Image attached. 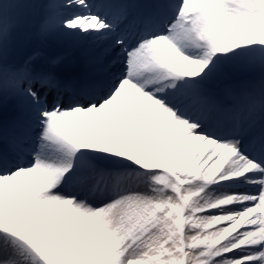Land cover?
Here are the masks:
<instances>
[{"label":"bare ground","instance_id":"bare-ground-1","mask_svg":"<svg viewBox=\"0 0 264 264\" xmlns=\"http://www.w3.org/2000/svg\"><path fill=\"white\" fill-rule=\"evenodd\" d=\"M77 1L0 0V129L40 124L38 135H23L32 139L24 149L27 157L17 161L21 168L0 169V238L11 243L12 255L0 249V264H15L20 251L32 255L31 264H55L58 257V264H82L78 250L104 241L125 246L118 264H199L196 246L216 235L219 242L209 255L237 236L239 247L206 264H222L242 252L248 253L243 260L250 254L256 259L239 264H264V138L255 133L253 121L245 122L250 111L259 117L263 108L256 99L245 100L240 87L242 76L264 68V0H187L194 10L191 23L179 13L166 31L180 0H158L150 17L161 20L152 28L138 31L128 19L131 24L121 33L124 56L108 75L110 88L97 97L90 96L91 83L77 70L65 71L80 69L91 50L105 49L110 39L102 24L113 23L135 0H109L104 9L101 0H87L78 9L69 6ZM139 18L148 16L141 13ZM204 18H213L222 29L216 48L198 38V21ZM163 28L162 36L140 42ZM220 44H233L246 63H230L217 50ZM155 45L166 52L164 59L156 56ZM8 61L26 67L7 68ZM117 81L118 88L100 101ZM195 84L214 85L209 94L213 100L200 104L196 98L182 106ZM30 88L48 102L36 106L26 93ZM223 97L229 104L217 108ZM242 100L244 106L236 107ZM213 113L217 119L208 118ZM62 121L66 137L53 132ZM241 144L256 154L247 155ZM107 145L118 149L110 172L81 181L62 176L74 159ZM212 166L221 167L219 176L239 174L220 187L209 186L206 175ZM243 191L250 194L246 205L239 203L246 198L239 194ZM220 195L222 205L195 211ZM222 212L228 213L223 221ZM17 216L24 217L20 226ZM199 228L204 230L186 235ZM100 254L88 264H95Z\"/></svg>","mask_w":264,"mask_h":264},{"label":"rangeland","instance_id":"rangeland-1","mask_svg":"<svg viewBox=\"0 0 264 264\" xmlns=\"http://www.w3.org/2000/svg\"><path fill=\"white\" fill-rule=\"evenodd\" d=\"M85 0H78L77 3L75 4L74 8H78L79 6L83 5V2ZM187 0H182V2L179 1L180 7L177 10V15L180 12V14L182 13H186L187 11V15L190 16L194 13L193 9H188L187 5ZM71 6V5H69ZM73 6V5H72ZM183 6L187 7L184 8ZM209 7L212 11V9H214V7H212V4L209 3ZM176 16V14H175ZM174 16V18H171L169 20V22H167L166 26H165V31L166 29L168 30L170 28V26L176 21V17ZM188 22H190V18L188 19ZM107 31L111 32L112 35H109L110 38H114L117 36V31L116 29H112L110 27H104ZM196 31V30H195ZM164 32V31H163ZM163 32H157L155 35L153 36H149V37H145L143 39L140 40V42L148 39V38H154V37H158V36H162ZM197 35H200V38L202 40H204L205 42H207L208 44H212L213 48H216V43L219 42L220 40V36L222 34V29L220 27V25H218V22L216 20H213V18H204V19H200L198 21V27H197ZM204 38V39H203ZM121 41L120 40H114L111 44H109L108 46H106V48L108 47H112V48H116L117 46L121 45ZM138 43V42H137ZM136 43V44H137ZM80 44V42L78 43ZM136 44L132 46V48L134 49L136 47ZM152 45V44H151ZM150 45V48H152V46ZM155 52H156V56L160 59H164L166 57V52H164L158 45H155ZM219 50L220 52L223 53V55L225 56V59L228 60L230 63L233 64H245L246 60L242 58V52L235 50L233 44L230 45H224V44H220L219 46ZM122 49L114 51L113 52V57L115 58H120L123 53H122ZM122 54V55H121ZM7 68L11 67L12 69H17V68H25L26 65L23 66H15V64H12L11 62H7ZM27 67L31 68L34 71H39L41 72L42 70L45 69H41L38 66H30L27 65ZM46 71V70H45ZM181 77H187L190 81H195V78L192 76H188L186 73H181L180 74ZM120 79V78H119ZM122 79V78H121ZM120 82H115V85L113 86V88H111V90L109 92H107V94L103 97L100 98V101L108 98L112 92L114 91V89H117L119 86ZM207 85V84H206ZM210 86V85H207ZM240 87H242L244 93L243 96L245 98H249V99H254V98H260L261 103L264 105V68L258 72V73H247L245 74V76H242V83L240 85ZM204 87L202 86H198L197 89H203ZM206 88V87H205ZM188 97V96H187ZM187 97H185L187 99ZM185 98L183 99V101L185 100ZM250 119V116H247L246 120ZM64 125V126H63ZM66 126V122L62 121V124L58 127H55L53 132L55 134H58L62 137H66V133L64 131V127ZM67 126H70L69 128L74 131L73 129V125L68 124ZM210 141H208L206 144H208ZM118 154V149L116 146H104L103 148H101V146H97L93 151H86L84 153L83 156L74 159V165L73 166H69L66 167L64 171H62V176L66 178V180H68L71 176L74 177V175H77V172L79 173H86L85 176H82L80 179L81 180H85L87 178L93 177L94 175H98L101 172H110V168H112V165L115 162V158H117ZM112 158V160H110ZM90 159V161H89ZM91 161H94L95 163H97L98 165L96 166V169L99 170H91L93 168ZM24 166V164H21ZM19 168V166L17 167ZM24 168H28V167H24ZM102 168V169H101ZM133 168V167H131ZM214 166H212L207 175L209 174V172H211L213 170ZM64 168H62L61 170H63ZM60 170V171H61ZM175 170L174 167H170V171L173 172ZM194 172V171H193ZM149 174V173H147ZM192 171H190V176H192ZM206 175V176H207ZM235 176V175H233ZM95 178V177H93ZM92 181V179L90 180V182ZM197 184H200V182L195 181ZM222 193H227V191L223 190ZM239 194H243L246 195L247 197L250 196V194H248L247 192L243 191ZM219 198V197H218ZM216 200V199H215ZM222 200V199H220ZM214 201H210L208 203H205L203 206L199 207L197 210H195L196 212H201L203 211V208L208 206L209 204H211ZM221 202V201H220ZM222 203V202H221ZM241 205H246L247 203V198L246 200H243L242 202H239ZM19 216V215H18ZM18 216L17 219L18 220ZM180 216V215H179ZM228 213H223L220 214V219L223 221L227 218ZM19 222V220H18ZM22 222V221H21ZM20 222V224H21ZM156 221H154L152 224H150L151 226H155ZM231 226L232 230H234V232L238 231V227H235V224L229 223L227 225ZM204 228H199V229H192L190 231H188L186 233V235L188 236H194L195 234L199 233L200 231H203ZM218 236H214L212 237L210 240H208V242H206L204 245H202L201 247L196 246L197 250H198V254L201 255V253L205 252L208 248V246L215 241V239ZM239 238L240 240V236L233 238V240H231L228 244H225V246L221 247V251H219L217 253V255H219L221 252L225 251L228 248H234L236 249L237 247H239L238 241L237 239ZM176 241L179 242V238L176 239ZM199 241L196 240L194 244L198 245ZM97 249H95V248ZM11 243L7 242L5 239L0 238V249L3 251V253H5L7 256L12 258L11 255ZM94 250H93V249ZM101 250V259H98L97 262L95 264H118L119 263V259L123 256L122 252L123 250H125V246L124 245H119L118 247H116V245H113L112 243H107L106 241L96 245V246H92V245H88L84 246V248L78 250V259L81 261L82 264H88L92 261V258H94V254L98 255V251ZM130 251H126L124 254H128ZM206 253V252H205ZM248 254L247 252H242L241 254H237L236 256L232 257V259H227V261L223 262L222 264H239V262H241V260L243 262H246L247 260H252L254 261L256 259V255L250 254V258L249 259H245L243 260V258L245 257L244 255ZM18 259L15 260V264H31V260H32V255H29L27 252L25 251H20L17 254ZM99 256V255H98ZM214 255L212 256H207L204 259L199 258V264L202 263H206L208 260H210V258H212ZM60 259V258H59ZM202 260V261H201Z\"/></svg>","mask_w":264,"mask_h":264}]
</instances>
